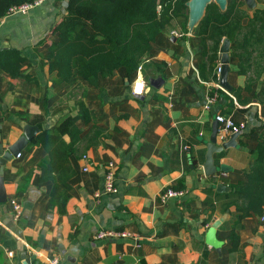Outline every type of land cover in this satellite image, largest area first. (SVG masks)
I'll return each instance as SVG.
<instances>
[{
  "label": "crops",
  "instance_id": "obj_1",
  "mask_svg": "<svg viewBox=\"0 0 264 264\" xmlns=\"http://www.w3.org/2000/svg\"><path fill=\"white\" fill-rule=\"evenodd\" d=\"M237 1L250 17L264 10V0H257L253 11L244 0ZM68 3L48 0L26 15L0 20V51L15 48L26 57L20 76L0 69V159L25 126L39 128L21 156L4 167L8 200L0 203V264H45L53 258L59 264H264V214L238 223L239 199L233 190L246 179L253 152L264 139V70L257 71L253 57L234 56L231 43L233 91L223 89L217 72L220 49L217 60L210 62L213 42L208 41L205 53L200 26L190 34L188 10L183 9L152 43L141 73L129 75L123 67L114 78L93 81L75 69L59 88L49 52L59 36L49 31L67 13ZM173 30L185 35L175 38ZM140 78L147 90L134 96ZM159 78L161 87L149 84ZM214 93L218 100L206 110ZM219 115L245 128L236 147L214 155L215 164L228 166V171L207 177V145ZM57 128L64 145L70 146L60 150L69 155L75 176L69 181V198L52 208L53 183L41 177L49 151L59 145L45 132ZM74 132L78 139L72 145ZM110 162L115 164L116 193L104 190ZM219 185L229 190L220 191ZM167 189L184 196L163 202ZM12 200L21 204L19 217ZM218 220L217 238L224 243L220 250L206 240ZM108 230L131 237L97 238ZM232 232L238 239L234 252Z\"/></svg>",
  "mask_w": 264,
  "mask_h": 264
},
{
  "label": "trees",
  "instance_id": "obj_2",
  "mask_svg": "<svg viewBox=\"0 0 264 264\" xmlns=\"http://www.w3.org/2000/svg\"><path fill=\"white\" fill-rule=\"evenodd\" d=\"M32 1L34 0H0V20L7 16L11 6ZM187 2L188 0H69L67 13L49 31V35L59 36L49 48L50 71L59 78V88L74 76L75 69L79 76L93 81L98 76L114 78L117 70L123 67L129 75L137 71L151 51L156 37L171 27V22L180 11L188 10ZM158 6H161L160 11ZM243 6V3L231 0L224 13L214 3L208 6L199 27V35L203 39L205 53L208 41L214 44L212 53L207 56L210 62L217 60L225 38L235 44L233 55L239 58H243L241 53L238 55L242 48L246 50L252 44L264 43V10L257 9L250 17ZM249 17L248 24L243 25V21ZM250 54L251 51L247 53ZM25 60L24 53L18 49L0 51V69L13 77L21 75ZM237 92L238 90L234 91ZM221 96L225 97V93L222 92ZM47 134L53 140H59V145L49 151V161L43 168L41 177L42 180L53 183L50 205L54 208L61 200L69 198V181L75 176V170L66 150H60L62 146H70L64 145L58 128L46 131L45 137ZM39 137L43 139L44 135ZM72 139L73 145L78 139L76 133ZM245 177V180L233 185L239 199L236 206L238 223L253 215L264 214V139H261L253 152V162ZM231 241V251L234 252L238 250L235 232L231 234Z\"/></svg>",
  "mask_w": 264,
  "mask_h": 264
},
{
  "label": "water",
  "instance_id": "obj_3",
  "mask_svg": "<svg viewBox=\"0 0 264 264\" xmlns=\"http://www.w3.org/2000/svg\"><path fill=\"white\" fill-rule=\"evenodd\" d=\"M212 3L216 4L222 13L226 12L229 6V0H188V2L186 3V7L188 9L187 30L190 34H192L195 29H197L201 25L202 21L206 16L207 8ZM244 3L246 4L247 9L250 11L255 10L257 7V0H244ZM230 51L231 41L230 39H225L220 48L222 72L220 74L219 84L223 89H225L229 93L233 91V87L229 84V73L231 70ZM161 82H163L161 78L149 80V84L154 88L161 87ZM218 130L219 122L216 120L213 125V131L210 141L207 145L206 162L203 167L204 173L207 177H210L220 171H228V166L221 165L219 167L215 164L214 155L217 153H221L226 149L237 146L236 140L239 136L238 133L233 134L229 141L224 142L223 144H219L217 140ZM38 133V127L29 125L25 126L24 134L19 138L18 141H16L12 146L8 148V151L0 159V203H5L8 200L3 178V172L6 163L12 160L14 157H17ZM218 189L220 191H224L228 188L223 185H219ZM221 223V220L216 221L208 230L206 237L207 243L217 250H220L224 244L217 238V230ZM25 264H30V261L27 260Z\"/></svg>",
  "mask_w": 264,
  "mask_h": 264
},
{
  "label": "built area",
  "instance_id": "obj_4",
  "mask_svg": "<svg viewBox=\"0 0 264 264\" xmlns=\"http://www.w3.org/2000/svg\"><path fill=\"white\" fill-rule=\"evenodd\" d=\"M48 0H34L32 2L23 3L20 5H16L12 7L7 16H16V15H26L30 13L32 10H34L37 7H40ZM161 10V6H158V11ZM171 35L175 38H181L185 34L176 30H173L171 32ZM142 67L140 66L138 68V72L141 73ZM218 74L220 75L222 72V66L220 65L217 69ZM218 89L219 86H217ZM139 89V90H138ZM147 90L146 82L143 78H140L138 81L135 82L133 86L132 93L134 96H141L143 95ZM218 100V93H214L210 97H208V101L205 105L206 110H211L212 106L217 102ZM216 120L219 122V130L217 134V139L219 141H226L228 137H230L233 134L239 133L245 128L244 123L236 124L234 121H232L230 118H226L224 116H217ZM21 155H19L20 157ZM104 190L106 193H116L118 191L116 187V176H115V164L113 162H110L106 167V177H105V185ZM184 196L183 191H176L174 189H167L166 192L162 194V200L165 202L167 199L170 198H177ZM11 208L13 213L15 214V217H19L21 215V204L16 201H11ZM262 222L264 226V217H262ZM131 237L129 233L123 232V231H115V230H108V231H100L97 235V238L99 240L104 239H114V238H128ZM45 264H59V259L53 258L46 262Z\"/></svg>",
  "mask_w": 264,
  "mask_h": 264
},
{
  "label": "rangeland",
  "instance_id": "obj_5",
  "mask_svg": "<svg viewBox=\"0 0 264 264\" xmlns=\"http://www.w3.org/2000/svg\"><path fill=\"white\" fill-rule=\"evenodd\" d=\"M231 0H229L230 2ZM24 3H27V2H24ZM23 4V3H21ZM16 5H20V4H15L13 6H11L6 15H8V12L9 10L16 6ZM243 39V35L240 36V40L242 41ZM233 46L235 45L234 43H232ZM241 45V44H240ZM242 55H243V58L245 57V59H250L251 57H253V61H254V64L256 66V69L257 71H263L264 70V43H261V44H252L251 46H249L246 50L245 49H241L240 50ZM251 51V54L250 55H247V53Z\"/></svg>",
  "mask_w": 264,
  "mask_h": 264
},
{
  "label": "snow or ice",
  "instance_id": "obj_6",
  "mask_svg": "<svg viewBox=\"0 0 264 264\" xmlns=\"http://www.w3.org/2000/svg\"><path fill=\"white\" fill-rule=\"evenodd\" d=\"M139 90V89H138Z\"/></svg>",
  "mask_w": 264,
  "mask_h": 264
}]
</instances>
